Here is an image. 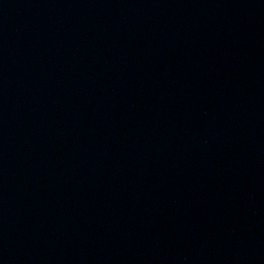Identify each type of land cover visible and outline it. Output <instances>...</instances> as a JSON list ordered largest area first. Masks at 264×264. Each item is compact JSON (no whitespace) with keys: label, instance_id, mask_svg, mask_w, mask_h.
Returning a JSON list of instances; mask_svg holds the SVG:
<instances>
[{"label":"water","instance_id":"obj_1","mask_svg":"<svg viewBox=\"0 0 264 264\" xmlns=\"http://www.w3.org/2000/svg\"><path fill=\"white\" fill-rule=\"evenodd\" d=\"M0 264H264V0H0Z\"/></svg>","mask_w":264,"mask_h":264}]
</instances>
